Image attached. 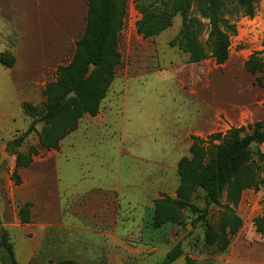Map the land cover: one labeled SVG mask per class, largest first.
<instances>
[{
    "label": "rangeland",
    "instance_id": "rangeland-1",
    "mask_svg": "<svg viewBox=\"0 0 264 264\" xmlns=\"http://www.w3.org/2000/svg\"><path fill=\"white\" fill-rule=\"evenodd\" d=\"M139 1H127L119 34L122 60L98 115H84L78 128L61 139L58 150L40 145L44 122L39 120L16 150L27 153L33 145L38 163L59 166L62 183L48 168L40 197H77L111 224L83 220L79 227L40 228L22 222L13 207L10 211V201L19 206L28 187L12 177L16 155L6 147L44 113L45 86L56 79L58 67L72 59L87 23L88 0H0V56L14 57L10 66L0 61V153L7 154L0 167V242L6 235L18 264H50L64 258L86 264H160L178 243L182 255L173 264H188L187 257L194 264H216L217 256L243 240L249 247L264 248L253 222L256 216L264 217V143L251 158L260 166L259 188L244 189L238 204L231 203L242 225L225 251L205 241V225L218 224L223 207L207 204L200 189L193 197L197 210L183 208L178 222L152 224L154 200L176 197L178 161L190 156L194 136L206 138L232 126L264 123V70L252 74L245 67L252 53L264 56V0L255 2L252 17L235 0H225L224 12L237 31L230 35L229 57L223 64L211 55L189 62L187 53L170 45L182 29L188 30L179 13L159 34L139 33ZM152 5L168 8L169 0ZM188 15L204 23L200 38L208 47V19L194 1ZM24 103L33 106L34 117L24 111ZM225 202L224 196L221 203ZM0 264H13L1 243Z\"/></svg>",
    "mask_w": 264,
    "mask_h": 264
},
{
    "label": "trees",
    "instance_id": "trees-1",
    "mask_svg": "<svg viewBox=\"0 0 264 264\" xmlns=\"http://www.w3.org/2000/svg\"><path fill=\"white\" fill-rule=\"evenodd\" d=\"M128 0H88L87 23L83 34L76 41L75 53L69 63L60 65L56 79L46 84L45 111L40 118H33L28 128L10 141L6 150L16 155L15 170L12 177L16 183L21 182L19 167H27L38 154L35 146H30L27 153L16 151L26 137L36 129L39 120L44 122L38 133L39 143L46 149H59L60 141L67 134L75 131L81 118L88 114L96 116L101 103L107 96L114 80L117 67L122 60L119 48V34L123 26ZM157 0H140L137 4L142 17L137 22V31L145 37L157 35L172 25L173 17L179 13L185 20L188 30L170 40V45H177L188 54L189 62H199L209 55L218 64H223L229 57L230 35L236 33V25L230 23L224 12L225 0H169L168 8L152 5ZM194 1L201 16L208 19V47L201 41L204 23L197 16L189 18L188 11ZM239 9L252 17L255 14L257 0H235ZM262 52H254L245 61L246 69L252 74L264 70ZM1 63L12 65L14 57L9 60L0 56ZM91 63L95 64L91 68ZM260 79V76H259ZM74 95L66 98L71 92ZM24 111L31 116L36 112L30 103L23 104ZM250 129L251 132H247ZM218 141V142H216ZM252 141L264 143V123L257 121L240 126H232L226 132H214L206 138L194 136L190 146V156H183L177 165L180 177L176 197L164 195L154 200L152 224L161 227L167 223L179 221L183 208L197 210L193 197L197 190L204 192L207 204H219L223 207L218 224L205 225V241L225 251L230 244V236L238 231L242 219L234 211L231 203L236 205L244 189L259 188L257 164L251 162L255 150L248 146ZM264 182V180H261ZM226 197V202L221 199ZM21 221L28 223L30 202L25 203L19 211ZM207 208L203 210V216ZM264 240V217L256 216L253 220ZM193 224H195L193 222ZM3 245L13 264H18L13 245L6 235L1 237ZM182 255L181 244L174 245L160 264H171ZM188 264L194 261L187 257ZM30 264V263H29ZM50 264H86L75 259L64 258Z\"/></svg>",
    "mask_w": 264,
    "mask_h": 264
},
{
    "label": "crops",
    "instance_id": "crops-1",
    "mask_svg": "<svg viewBox=\"0 0 264 264\" xmlns=\"http://www.w3.org/2000/svg\"><path fill=\"white\" fill-rule=\"evenodd\" d=\"M36 156L37 155L33 157V162L29 166L19 168L21 186H27L28 191L23 196L22 203H20L19 206L14 199L10 201V211L12 210L11 207H13V211L19 212L20 208L25 203L30 202L31 221L27 224L31 223L40 228H50L57 224H62L67 227L77 225L79 227L83 220L96 223L98 226L107 227L111 224V221L108 220L109 218H107L106 215L96 213L95 210L92 211L91 208L88 207V204H85V202L83 203L82 200H79L77 197L69 201L63 200L59 196L55 198L40 197L38 191L44 186V179H46V177L49 179L48 168L54 170V180L56 182L59 181L61 184L62 179L60 177L59 166L56 165L57 163L55 164L54 162L52 166H43L44 161L42 160L41 163H38V158H36ZM11 181L12 179L10 178L8 185L12 184ZM10 196L12 197V192ZM1 207L2 204L0 203V214L2 212ZM238 244V247L233 246L228 251L217 256L218 260L216 264H264L263 247H260V249L249 247L250 244L244 240ZM166 254L167 252L164 257ZM171 264H173V262Z\"/></svg>",
    "mask_w": 264,
    "mask_h": 264
},
{
    "label": "water",
    "instance_id": "water-1",
    "mask_svg": "<svg viewBox=\"0 0 264 264\" xmlns=\"http://www.w3.org/2000/svg\"><path fill=\"white\" fill-rule=\"evenodd\" d=\"M95 67V64L94 63H91V68H94ZM74 95V92L71 91L67 96L66 98H69L70 96ZM259 145V143L257 141H252L250 144H249V148L250 149H253V150H257V146ZM5 158H7V154H5V152H1L0 153V167L3 165L4 161H5ZM263 165H264V160H263ZM3 229L2 225H0V231Z\"/></svg>",
    "mask_w": 264,
    "mask_h": 264
}]
</instances>
